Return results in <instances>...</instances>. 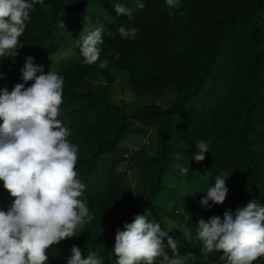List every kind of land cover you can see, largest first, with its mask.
I'll return each mask as SVG.
<instances>
[{"label":"trees","instance_id":"16d2710c","mask_svg":"<svg viewBox=\"0 0 264 264\" xmlns=\"http://www.w3.org/2000/svg\"><path fill=\"white\" fill-rule=\"evenodd\" d=\"M114 2L132 7V19L117 16ZM141 2L143 10L136 8V0H44L30 12L18 55L0 57V89L11 91L23 83L20 70L27 56L45 74L57 71L64 78L58 119L79 148L76 178L87 185L83 198L95 219L77 229L76 236L51 246L49 264H67L73 245L82 258L97 252L105 264H115L117 229L146 213H159L182 226L168 234L181 255L192 254L188 264H221L222 251L202 252L196 227L200 218H222L226 210L221 204L202 207L203 192L217 175H226L232 211L253 199L264 204V0H180L175 8L165 0ZM84 17L107 31L99 60L92 65L84 64L81 55L57 60L68 44L66 21ZM120 26L137 28L135 39L121 38ZM105 59L108 66L100 68ZM119 72L129 75L137 97L159 98L169 89L176 97L169 107L149 104L128 115L107 98ZM94 75L105 83L96 91L79 92ZM155 120L156 149L152 154L143 149L135 161L142 186L139 195H131L118 174L117 153L137 133L131 121ZM200 140L210 151L197 163L192 154ZM181 167H188L187 176ZM167 205L174 206L171 210ZM163 242L167 245V238ZM165 251L171 255L170 248ZM254 264H264V256Z\"/></svg>","mask_w":264,"mask_h":264},{"label":"clouds","instance_id":"9594fccd","mask_svg":"<svg viewBox=\"0 0 264 264\" xmlns=\"http://www.w3.org/2000/svg\"><path fill=\"white\" fill-rule=\"evenodd\" d=\"M165 3L175 8L180 0ZM36 4L44 5V0H0V57L14 58L23 48L19 38ZM112 4L117 16L132 19V7ZM144 7L141 0H136V8ZM84 21L89 26L85 28L84 23L76 47L83 63L92 65L100 58L105 28L92 25L88 17ZM117 31L121 38L131 40L138 29L120 26ZM107 66V59L100 61V68ZM20 71L23 83L15 84L11 91L0 89V182L14 197L6 210H0V264H49L47 250L76 236L77 229L95 217L83 198L87 185L76 178L79 148L69 141L71 131L58 119L63 76L52 70L45 74L32 56L25 58ZM29 81L31 85L25 87ZM195 148L192 158L197 163L204 161L209 144L200 140ZM180 171L187 176L188 167ZM210 175L209 171L203 176ZM226 178L215 177L214 184L203 192L206 195L200 201L202 207L224 203L229 192ZM197 225L202 252L222 251L221 264H254L264 256V204L255 199L235 211L226 210L222 218H200ZM166 247L171 249V255ZM112 251L115 264H188L192 255H181L176 241L148 213L135 215L131 223L123 224V230L117 229ZM67 264H105V260L97 252L82 258L80 248L73 245Z\"/></svg>","mask_w":264,"mask_h":264},{"label":"rangeland","instance_id":"374dc122","mask_svg":"<svg viewBox=\"0 0 264 264\" xmlns=\"http://www.w3.org/2000/svg\"><path fill=\"white\" fill-rule=\"evenodd\" d=\"M84 20L77 21L70 19L65 23V34L67 36L68 44L64 47V52L56 55L57 60H73L79 57L80 52L76 51V39L79 38L80 32L84 27ZM92 25H101L90 21ZM89 25L85 23V28ZM107 31L102 33L105 36ZM105 83V80L100 75H94L87 78L79 88V92L96 91L99 87ZM107 98L111 104L120 107L128 115H132L138 108L149 104H157L163 108L169 107L176 97V93L169 89L165 94L159 98L153 97H137L132 92V86L130 83V77L126 73H118V81L113 86H109L106 90ZM131 129L135 130L137 133L126 138L117 153V166L118 174L123 178V184L125 190L131 195H139L141 193V179L136 172L134 163L140 155L143 149H146L149 154H152L156 146L154 144L153 136L158 128V121H152L149 123L141 122L137 123L135 121L130 122ZM227 177L226 175H222ZM226 186L228 185V177L225 180ZM3 182H0V185ZM3 193L4 200L0 201V210L10 206L14 197H11L7 190H0ZM231 192L229 191L222 207L225 210L233 209L234 202L230 199ZM174 205H167L168 208L172 210ZM169 211V210H168ZM183 211V210H180ZM150 218L160 223L161 228L166 232H174L182 229L180 224L175 223L172 219L163 217L159 213H148ZM186 215L190 216L189 212H185ZM144 215V214H142ZM185 230V227H183ZM80 229V228H78Z\"/></svg>","mask_w":264,"mask_h":264}]
</instances>
